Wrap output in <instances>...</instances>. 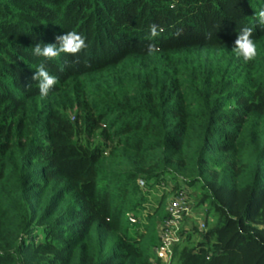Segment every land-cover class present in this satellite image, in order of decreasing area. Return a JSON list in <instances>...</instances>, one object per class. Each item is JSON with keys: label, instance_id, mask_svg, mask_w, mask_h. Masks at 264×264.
I'll return each mask as SVG.
<instances>
[{"label": "trees", "instance_id": "1", "mask_svg": "<svg viewBox=\"0 0 264 264\" xmlns=\"http://www.w3.org/2000/svg\"><path fill=\"white\" fill-rule=\"evenodd\" d=\"M261 7L0 0V264H163L159 227L180 190L204 229L185 220L171 264H264ZM242 27L247 62L232 51ZM68 31L86 47L33 55ZM42 62L57 80L44 97Z\"/></svg>", "mask_w": 264, "mask_h": 264}, {"label": "clouds", "instance_id": "2", "mask_svg": "<svg viewBox=\"0 0 264 264\" xmlns=\"http://www.w3.org/2000/svg\"><path fill=\"white\" fill-rule=\"evenodd\" d=\"M256 22L264 26V7L256 13ZM252 32L251 27H242L234 40L232 51L234 54L242 58L244 62L251 60L256 55V45L250 38ZM58 43H40L32 47L33 55L42 56L46 60L58 56L60 53H77L82 48L86 47L84 38L72 31H68L56 37ZM33 80L38 82V90L41 97L48 94L49 90L56 84L57 80L54 75L49 74L42 62L35 70Z\"/></svg>", "mask_w": 264, "mask_h": 264}, {"label": "built area", "instance_id": "3", "mask_svg": "<svg viewBox=\"0 0 264 264\" xmlns=\"http://www.w3.org/2000/svg\"><path fill=\"white\" fill-rule=\"evenodd\" d=\"M139 187L144 190L146 182L142 179L138 181ZM167 218L159 227L160 245L155 248V255L163 264H171L173 259V248L181 241V231L186 219L193 216V204L189 194L185 190L177 192L169 201L167 208ZM131 223H137L138 219L129 217ZM195 219V217H194ZM199 231L204 229L203 219L196 218ZM156 264V262H152Z\"/></svg>", "mask_w": 264, "mask_h": 264}, {"label": "rangeland", "instance_id": "4", "mask_svg": "<svg viewBox=\"0 0 264 264\" xmlns=\"http://www.w3.org/2000/svg\"><path fill=\"white\" fill-rule=\"evenodd\" d=\"M159 190H160V192H162L163 191V189L161 190V187L159 188ZM165 190H167L168 192H170L169 191V188H167V187H165ZM160 192L158 193L159 195H161L160 194ZM156 194H154V195H152L151 197H150V199H149V201L147 202V207L146 208H155L156 207V202H157V197H153V196H155ZM157 196V195H156ZM173 196L174 195H169L168 197H167V199H166V201H167V203H166V208H167V205H168V203H169V201L171 200V198H173ZM192 201V200H191ZM165 209V208H164ZM193 216L195 217V219H194V217H191V219L190 220H193L194 222H195V224H197V220H196V218H200V219H203V216L204 215H202V213H200V212H198L196 209H194L193 208ZM141 217H143V216H141ZM192 222V221H191ZM190 224V225H189ZM183 226H187V224H186V222H184V224H183ZM188 226H191V223H188ZM187 226V227H188Z\"/></svg>", "mask_w": 264, "mask_h": 264}]
</instances>
